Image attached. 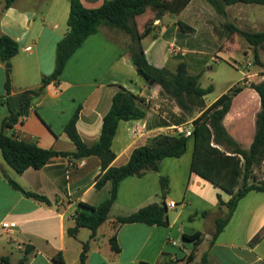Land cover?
<instances>
[{
	"label": "crops",
	"instance_id": "0c3cea01",
	"mask_svg": "<svg viewBox=\"0 0 264 264\" xmlns=\"http://www.w3.org/2000/svg\"><path fill=\"white\" fill-rule=\"evenodd\" d=\"M79 1L86 9H97L106 0ZM224 12L218 14L206 0H191L180 13H166L158 20H153L154 13L147 9L134 21L139 33L150 23L151 32L141 40L146 60L155 68L174 72L177 64L183 62L179 58L185 56L182 49L176 48L179 38L192 39L201 45L232 44L243 38L232 35L225 25L249 32L264 31V5L235 4L225 6ZM68 16L69 0H15L9 7L0 0V36L10 37L19 46L18 54L9 62H0V132L41 149L74 152L75 146L64 132L65 124L78 110L77 131L87 145L94 144L112 97L121 88L141 98L139 107L145 117L119 123L112 142L113 166L126 164L135 148L156 135L169 134L179 125L192 128V121L202 110L193 109L189 117L162 94L158 85L146 84L125 48L127 36L119 30L99 28L75 50L57 80L43 85L42 80L55 70L57 45L67 32ZM171 62L175 67H169ZM250 76L256 77L254 83L264 81V71H260L245 76L246 86L250 84ZM38 89L41 93L31 102L27 114L12 127H4L3 121L9 115L5 100L10 99L15 105L17 95ZM245 94L254 104L251 116L239 111L240 115L232 116L234 101ZM220 96L208 103L205 97L206 108ZM259 111L258 94L244 87L223 119L225 131L244 151L253 141ZM135 127L140 135L133 134ZM188 141L185 153L180 158L163 159L158 172L120 182L109 218L93 239L87 228H81L76 237L69 236L67 230L74 226L73 216L80 203L96 207L108 196L109 185L99 191L94 187L100 173L96 157L76 161L54 157L41 169L29 168L19 175L5 163L0 151V258L8 257L11 264H17L29 245L34 250L26 264H56L52 257L57 253H61L64 264H79L83 243L89 242L85 264H163L185 259L193 250L195 262L206 256L208 264H264V193L250 191L241 198L227 225L213 240L216 219L228 211L225 205H219L217 196L224 203L230 196L191 171L194 139L190 137ZM219 148L225 151L223 145ZM253 173L258 176L257 169ZM7 177L25 190L45 196L50 204L24 197L11 187ZM160 177L169 181L166 206L169 202L176 204L168 209L169 225L119 226L116 238L120 252H113L109 241L115 232L114 219L148 204L161 203ZM3 224L13 226L4 231ZM196 232L202 233L203 240L195 248L192 242L183 240V235Z\"/></svg>",
	"mask_w": 264,
	"mask_h": 264
},
{
	"label": "trees",
	"instance_id": "16d2710c",
	"mask_svg": "<svg viewBox=\"0 0 264 264\" xmlns=\"http://www.w3.org/2000/svg\"><path fill=\"white\" fill-rule=\"evenodd\" d=\"M15 0H5L9 7ZM191 0H106L97 9H86L79 0H69V16L67 32L58 42L56 65L53 74L42 80L43 85L51 80H57L66 62L85 39L95 34L99 28L116 29L129 35L133 45L127 49L131 63L137 74L146 84L153 82L161 92L171 98L184 114H190L193 109L202 110L201 114L192 121L190 136L159 134L150 138L143 146L135 148L126 164L115 167L112 162L115 153L112 142L121 121H139L144 119L145 112L139 107L141 98L121 88L113 97L109 111L102 119L101 132L98 140L87 145L79 135L76 123L78 110L65 124L64 132L75 146V151L55 152L39 148L36 144L21 140L15 136H6L0 132V151L5 163L17 174H22L31 168L39 170L54 157H70L80 160L96 157L100 162V173L96 177L95 190L99 191L106 185L110 186L108 196L96 207L79 204L73 216L74 226L67 234L76 237L81 228L91 231L90 239L96 235L97 229L104 224L114 205L119 184L128 177H142L149 172H158L160 163L165 158H180L186 151L188 138L194 139V149L191 171L219 188L230 196L224 203L217 196L219 205H225L227 214L217 218L213 240L227 225L238 201L248 192L264 193V179H258L254 170L264 166V81L250 83L248 86H232L226 93L218 97L209 107L205 106V97L214 90L212 85L202 87L199 84L200 75H191L185 62H179L174 72L159 69L150 65L145 58L141 40L150 32V23H146L142 33L137 31L134 20L145 13L147 9L154 12L153 20L161 19L166 14L180 13ZM216 12L224 15V7L235 4L264 5V0H206ZM153 22V21H151ZM232 35L237 34L253 47L254 63L260 65L257 48L264 45V31L249 32L240 30L233 25H225ZM19 52L16 41L8 36H0V62L7 63ZM254 90L260 99V111L256 115V132L247 151L229 137L223 127V119L230 111L233 99L244 89ZM5 91H10L9 71L6 72ZM41 93V89L29 90L15 97V105L10 99L5 100L9 115L4 119L3 126L10 128L20 117L27 114L31 102ZM225 147V151L219 148ZM11 187L24 197L50 204L45 196L35 194L22 188L18 183L7 177ZM169 181L160 177L161 203L148 204L127 215L117 216L114 221L115 232L110 238L113 252L119 253L120 247L116 238V228L126 224H144L146 226L169 225L168 207L165 195ZM183 240L192 242L196 248L203 240V235L196 232L183 235ZM34 250L33 246H25L22 258L17 264H26L28 255ZM89 250V242L83 243L79 264H85ZM56 264H64L61 253L52 257ZM0 264H11L8 257H1ZM163 264H208L206 256L200 262H195L194 250L185 259H174Z\"/></svg>",
	"mask_w": 264,
	"mask_h": 264
},
{
	"label": "rangeland",
	"instance_id": "374dc122",
	"mask_svg": "<svg viewBox=\"0 0 264 264\" xmlns=\"http://www.w3.org/2000/svg\"><path fill=\"white\" fill-rule=\"evenodd\" d=\"M119 32L125 34L120 30ZM126 36L125 38L127 39L125 40L127 41L125 43V48L128 49L133 45V42L129 35L126 34ZM176 48L184 51V53H181L185 56L179 58V60L186 63L189 74H199L200 78L198 81L202 87H207L208 85L213 86V92L206 96L207 103L220 94L226 93L232 86L246 85L244 81L245 76L264 71V46L261 47V51H258V57L261 61V64L258 65L254 63L253 47L243 39H238L232 44L216 43L201 45L197 44L195 40L192 39H188L187 41L185 38H179ZM176 53L181 54L180 51ZM171 65L172 62L169 67H175ZM255 80L256 77L250 76V83H254ZM245 106H249V108L240 111V109L242 110ZM253 110V101L249 99L248 94H245L236 98L234 101L232 116L240 115L241 113L249 117ZM238 111L240 113H238ZM186 115L191 117L193 114L190 113ZM190 142L189 140L188 143ZM256 174L258 175L257 177L264 178V166L258 168ZM225 216L226 214H223L221 218Z\"/></svg>",
	"mask_w": 264,
	"mask_h": 264
},
{
	"label": "built area",
	"instance_id": "2783aa9c",
	"mask_svg": "<svg viewBox=\"0 0 264 264\" xmlns=\"http://www.w3.org/2000/svg\"><path fill=\"white\" fill-rule=\"evenodd\" d=\"M172 50L174 51V47H172ZM191 131H192V128L188 129L184 125H179V126L173 127L169 134H171V135H184L185 137H188V136H190ZM133 134L137 136V135H140L141 132H140V130L137 127H135L133 129ZM167 207H168V209H173V208L176 207V204L174 202H169L167 204ZM12 226H13V224H3L2 225V229L4 231H7V229L9 227H12ZM171 244L175 245L174 242H171Z\"/></svg>",
	"mask_w": 264,
	"mask_h": 264
},
{
	"label": "water",
	"instance_id": "95a60500",
	"mask_svg": "<svg viewBox=\"0 0 264 264\" xmlns=\"http://www.w3.org/2000/svg\"><path fill=\"white\" fill-rule=\"evenodd\" d=\"M153 84V82H150V85H152Z\"/></svg>",
	"mask_w": 264,
	"mask_h": 264
}]
</instances>
